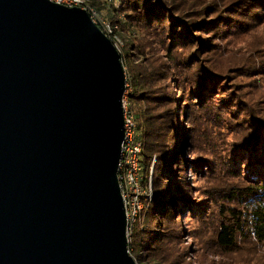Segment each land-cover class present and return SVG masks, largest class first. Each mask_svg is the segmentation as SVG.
Instances as JSON below:
<instances>
[{
  "label": "trees",
  "instance_id": "1",
  "mask_svg": "<svg viewBox=\"0 0 264 264\" xmlns=\"http://www.w3.org/2000/svg\"><path fill=\"white\" fill-rule=\"evenodd\" d=\"M86 1L130 42L121 51L127 108L146 187L152 179L130 254L139 264H192L184 240L202 230L220 264H264V0ZM191 174L207 175L203 195Z\"/></svg>",
  "mask_w": 264,
  "mask_h": 264
},
{
  "label": "water",
  "instance_id": "2",
  "mask_svg": "<svg viewBox=\"0 0 264 264\" xmlns=\"http://www.w3.org/2000/svg\"><path fill=\"white\" fill-rule=\"evenodd\" d=\"M127 82L87 10L0 0V264H139L119 181Z\"/></svg>",
  "mask_w": 264,
  "mask_h": 264
},
{
  "label": "built area",
  "instance_id": "3",
  "mask_svg": "<svg viewBox=\"0 0 264 264\" xmlns=\"http://www.w3.org/2000/svg\"><path fill=\"white\" fill-rule=\"evenodd\" d=\"M53 3L66 0H49ZM143 141L139 138L137 120L125 104V140L122 144L119 168L124 203L127 211L128 233L131 236L141 213L152 199V179L145 186L142 168ZM130 252V251H129Z\"/></svg>",
  "mask_w": 264,
  "mask_h": 264
},
{
  "label": "rangeland",
  "instance_id": "4",
  "mask_svg": "<svg viewBox=\"0 0 264 264\" xmlns=\"http://www.w3.org/2000/svg\"><path fill=\"white\" fill-rule=\"evenodd\" d=\"M99 14L102 15V17H104L105 19L110 18L109 15L106 13H104V14L99 13ZM110 16H112V15L110 14ZM126 38L128 39L127 36H126ZM127 39H124L122 37V35H120V33H118L117 46L115 44L114 45L116 46V48L119 50L120 53L122 50L125 49L126 46L128 47L127 42H129V40L127 41ZM122 62H123L124 67H125V59L123 58V56H122ZM125 69H127V67ZM126 72H127V70H126ZM128 87H129V85L127 84V92L125 95V104L126 105H127L128 92H131V88H128ZM181 110H182V107H179V110H176V114H178V112H179V117L182 116ZM187 128H190V127L188 126ZM205 135H206V130H205V132L201 133V136H205ZM179 139H180V142L182 143L183 142V134ZM202 145H205V142L198 145V146H200L198 149L195 147H191V148H189V151L192 152V154H194V152L196 153V152L203 151V150H205V148L202 147ZM187 157H188L189 161H193L195 159V158H193L194 156H192V155L191 156L188 155ZM191 175L193 178V180L191 181V182H193L192 185L195 186L194 191L196 192V191L200 190V192H198L195 195V197H198L199 195H203L202 193H204V191L206 190V186H205L206 181L202 180L203 175H200V174H198V175L191 174ZM205 177H207V175ZM205 177H203V178H205ZM180 221H183V224H185V227L188 229L198 227V225L196 223H194L192 219H190V222H188V220H185V219H182ZM199 231H201V232H194L192 234H186V235H189V237H195V238H193V240L189 239V237L184 240V243L186 245L189 244V247H191V253H192L191 255H194V256H191V258L189 260L190 263L198 264V260H197L198 256L196 254V251L199 249V259H201L202 262L207 263V264H212V261H215L214 264H220V258H215V257L211 256L210 255L211 250L207 249L208 243H209L208 238L206 236L202 235V230H199Z\"/></svg>",
  "mask_w": 264,
  "mask_h": 264
},
{
  "label": "bare ground",
  "instance_id": "5",
  "mask_svg": "<svg viewBox=\"0 0 264 264\" xmlns=\"http://www.w3.org/2000/svg\"><path fill=\"white\" fill-rule=\"evenodd\" d=\"M113 2L115 6L119 7L121 0H108ZM57 4L74 8L80 7L85 9L90 14L91 19L93 20L94 24L97 25L101 31L109 37L112 42L117 46V27L113 24V22L109 19H105L100 15L94 7H92L86 0H66V1H58Z\"/></svg>",
  "mask_w": 264,
  "mask_h": 264
}]
</instances>
